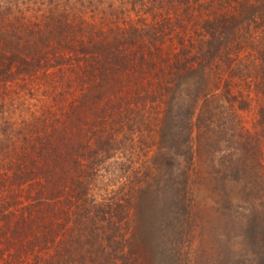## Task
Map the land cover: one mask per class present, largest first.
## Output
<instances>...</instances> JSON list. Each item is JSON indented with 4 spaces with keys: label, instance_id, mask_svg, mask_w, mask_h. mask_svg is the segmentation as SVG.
<instances>
[{
    "label": "rangeland",
    "instance_id": "1",
    "mask_svg": "<svg viewBox=\"0 0 264 264\" xmlns=\"http://www.w3.org/2000/svg\"><path fill=\"white\" fill-rule=\"evenodd\" d=\"M188 1L194 10L185 21L179 0H0V251L6 264H22L34 253L62 256L58 248L79 233L75 216L97 212L90 203L119 213L127 218L123 230L131 228L140 188L150 181L164 193L169 170L186 165L180 118L173 121L178 147L165 148L160 136L170 126L166 108L178 103L162 95L171 83L169 62L179 54L168 24L184 20L178 31L193 35L208 4ZM208 155L202 149L193 175L199 185L211 170ZM197 187L190 209L180 201L182 207H165L160 216L163 229H183L168 250L160 249L172 264H218L220 248L242 246L215 240L225 210L213 209L209 192ZM187 210L194 229L184 225ZM51 238L57 246L45 249Z\"/></svg>",
    "mask_w": 264,
    "mask_h": 264
},
{
    "label": "trees",
    "instance_id": "2",
    "mask_svg": "<svg viewBox=\"0 0 264 264\" xmlns=\"http://www.w3.org/2000/svg\"><path fill=\"white\" fill-rule=\"evenodd\" d=\"M179 1L186 21L194 8L188 0ZM207 1L193 35L178 31L185 29L184 20L168 24L179 54L169 62L171 83L162 95L178 103L173 100L165 110L163 119L170 126L162 129L160 143L165 148L178 147L173 121L180 118V133L187 139L186 165L178 166V172L169 170L164 193L151 188L150 181L140 188L133 202L131 228L123 230L121 222L127 218L119 213L90 203L97 212L75 216L79 233L58 248L62 256L56 251L52 259L34 253L21 260L22 264H172L171 259H163L167 252L162 253L170 248L172 235L183 229H163L160 216L165 207H182L180 201L190 209L195 186L209 192L213 209L221 210L223 205L225 210L226 223L215 240L233 239L242 245L220 248L214 260L218 264H264V0ZM202 149L209 154L211 170L202 174L208 177L199 179V185L193 175H197ZM29 173L32 178L33 169ZM184 225L186 229L197 227L188 210ZM43 244L45 249L57 246L53 238ZM0 264H6L1 251Z\"/></svg>",
    "mask_w": 264,
    "mask_h": 264
}]
</instances>
